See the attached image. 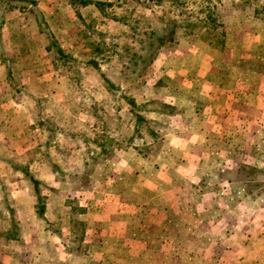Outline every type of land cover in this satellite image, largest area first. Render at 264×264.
Wrapping results in <instances>:
<instances>
[{"label":"rangeland","instance_id":"obj_1","mask_svg":"<svg viewBox=\"0 0 264 264\" xmlns=\"http://www.w3.org/2000/svg\"><path fill=\"white\" fill-rule=\"evenodd\" d=\"M91 1L113 6L37 1L63 56L47 54L34 15L0 32L14 53L0 135L34 143L0 156V264H264V0ZM163 20L179 22L178 42L144 67ZM92 151L113 158L82 189Z\"/></svg>","mask_w":264,"mask_h":264},{"label":"trees","instance_id":"obj_2","mask_svg":"<svg viewBox=\"0 0 264 264\" xmlns=\"http://www.w3.org/2000/svg\"><path fill=\"white\" fill-rule=\"evenodd\" d=\"M69 3L71 4V6L73 7H77V6H89V5H96L99 10L105 14V10L106 7H111L113 6V3H103V2H94L91 0H68ZM202 9H205V11H200V13H205L207 14V20H209L210 22H214V24H212V26H214V28H218L219 26H215V22H217V19H214L213 16L214 14H217V16H220V11L219 9L214 6V5H205L202 7ZM29 12L30 14L34 15V17L36 18L38 27L40 29V32L42 34H44L47 38V40L49 41V48L50 50L55 51L57 54H59L60 56H63L62 54V50L59 47L56 38L54 36V34L52 33L50 26L48 24V22L46 21L44 14L42 13V11L39 9L37 2L34 0H0V24H2V22L5 19V14L6 12ZM257 13H261L264 17V9H260L258 11H256ZM184 11H180V15L183 16L184 15ZM193 15V11L190 12L188 11V13L186 14L187 18H184V21L190 22V19ZM161 23V22H160ZM163 26L164 28H162L161 30H157V29H152L151 31H149L146 36V39L143 41V45H142V50L146 52L145 55L140 57V60L142 63H144V67H146V63H149L150 65L153 64L154 60L157 58L158 53L160 51V49H162L164 46H166L167 44H176L178 41L175 38V34H176V28L179 26V22L177 20H169L168 22H166L165 20H163ZM222 25V23H220V26ZM140 121H142V118L139 117ZM153 134V133H152ZM155 139H158V135H152ZM99 146H103V145H99ZM138 150V149H137ZM150 152H153L152 148L148 149ZM138 152L140 154H143L144 158L149 157V154H146L143 152V150L139 149ZM91 162H92V166H89L87 169H85V172L83 173V175L81 176H76L75 178H79L80 177V181H82V189L84 188H89L91 181H90V177L91 174L93 173L94 169L101 163H105L108 162L110 160H112V156L109 155L107 152L102 151L101 155L100 153H97L96 151H92L91 153ZM104 156L103 159H99V156ZM37 190V189H36ZM246 194L249 195V193L251 191H247L245 190ZM39 189H38V192ZM40 215L44 214V209L42 208V210L39 211ZM82 240V239H81Z\"/></svg>","mask_w":264,"mask_h":264},{"label":"crops","instance_id":"obj_3","mask_svg":"<svg viewBox=\"0 0 264 264\" xmlns=\"http://www.w3.org/2000/svg\"><path fill=\"white\" fill-rule=\"evenodd\" d=\"M34 1H36V0H34ZM37 5L39 7L38 2H37ZM14 14L15 15L16 14H27L28 15L30 13L29 12H18V11H16V12H6L5 19L2 22V24H0V32H2V31L4 32V29L6 28V25L8 24V19L10 17H12V15H14ZM44 17H45V15H44ZM45 19H46V17H45ZM46 21H47V19H46ZM36 23H37V21H36ZM37 27H38V24H37ZM38 29H39V27H38ZM39 31H40V29H39ZM42 35H44V34H42ZM1 38L3 40H1ZM46 40H47V38H46ZM10 42H11V40H10ZM3 43H4V35L1 36V33H0V59L2 60V62L4 64L3 66L0 67L1 68L0 70L4 71V73L6 74L8 82L10 84H14L13 83L14 82L13 81V77H14V75H13V70H14L13 66H14V63H13V58H12V55L14 53L13 52L11 53L8 49H6ZM11 43L13 44V42H11ZM49 46H50V44H49V41H48V45L46 44V47H45L46 51H47V54H49V53H51V54L53 53L54 54V51L50 50ZM42 68L44 69L45 67L42 65ZM29 116H30V114L28 116H26V119ZM10 142H13V143L10 144ZM0 144L3 146V150H0V156L4 157V156L8 155L7 151L12 146L18 152H20V151L25 152V150H26L27 151L26 155H29L30 150H31V145L34 144V143L32 142V135H0ZM6 153H7V155H6ZM11 165L12 164H10L6 160L3 162V166H4L3 170H4V173H6V176H9L8 173H10V174L13 173ZM104 165H106V163H103L102 166H104ZM102 166H100V167H102ZM100 167H98V168H100ZM22 182H23V184L26 183L25 185H26V188H28V189H26V192L23 191L21 193V196L17 198L16 203L18 205L15 208H17V211L20 213V219L25 220L26 217H28L27 214L30 212V208L29 207L31 206V204H33V201H32V198L30 197V194H29V189L31 188L30 182L27 181V180L26 181L22 180ZM25 185H23V188L22 187L21 188L25 189ZM49 186H52V185H49ZM0 199L2 200V202L0 201V203H2L5 206L6 201H5V198L3 196H1V192H0ZM2 208L3 207L0 206V210H2V211H0V214L2 213L3 218H7L9 213H8V211L6 209L3 210ZM11 208H14V207L11 206ZM84 214H85V212L80 214V220H82L81 217H83ZM34 215H35V212H34ZM32 217H33V215H32ZM5 241H8V242L11 241V240H9V235H8V238L5 239ZM14 241L15 240H12L11 242H14ZM162 246L164 247L165 245L161 243V245H159V247L155 248V251L162 250ZM159 248H161V249H159ZM84 257L85 256L76 255L73 258H75V259L77 258L76 261H80V260H83ZM0 258L5 259L4 250L3 251L0 250Z\"/></svg>","mask_w":264,"mask_h":264}]
</instances>
